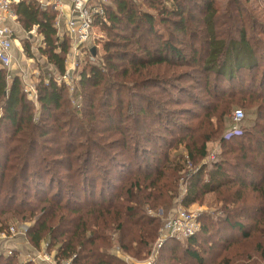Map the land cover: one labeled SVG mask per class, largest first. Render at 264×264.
I'll use <instances>...</instances> for the list:
<instances>
[{
	"label": "trees",
	"instance_id": "16d2710c",
	"mask_svg": "<svg viewBox=\"0 0 264 264\" xmlns=\"http://www.w3.org/2000/svg\"><path fill=\"white\" fill-rule=\"evenodd\" d=\"M111 1L104 5V15L95 21L105 35L101 38L105 55L100 63H92L83 70L80 78L73 77L67 66L73 42L67 32L64 35L68 39L59 36L57 12L42 9L37 0H20L15 4L19 23L28 32L36 28L42 37L39 51L46 57L48 68L38 76L35 85L36 102L43 115L41 121L35 119L36 105L26 92L23 80L0 66V234L26 222L29 242L37 251L46 249L54 253L58 264L70 258L73 264H130L114 254L117 246L127 256L147 259L156 250L164 225L159 216L148 211L171 206L170 193L177 192L176 174L181 168H169L170 150L184 145L188 157L196 161V152L201 157L207 155L205 142L211 140L206 136L198 148L191 130L185 133L180 129L182 136L175 137L168 126L166 130L177 140L164 139L166 150L159 153L162 158L158 162L143 157L146 148L136 169L121 168L120 188L110 178H104L106 182L103 180L102 185H111L115 194H108L104 188L98 191L94 184L87 182L90 166H84V152L87 160L95 151L109 152L107 144L102 142L115 132L120 136L113 141L129 153L105 154L107 162L119 156L128 162L138 157L139 152L129 146L131 140H137L123 131V118L115 116L116 103L123 109L124 98L130 99L131 92L138 93L124 83L141 87L136 96L146 102L141 113L164 115L160 112L165 110L164 97L156 95L155 98L146 92L168 82L153 74L154 67L171 65L172 58H185L173 34L186 31V0H146L150 7H155L156 14L144 11L143 3L136 4L134 0ZM203 1L201 6L195 5L204 14L207 56L201 64L207 71V83L213 80L209 79L210 75L217 81H233L237 74L259 70L260 61L264 60V45L253 43L244 27L234 28L235 32L224 36L216 22L219 12L216 0ZM157 2L159 6L153 4ZM31 47L25 44L24 52L34 59L36 55ZM83 49L88 55H95L91 47ZM65 75L71 83L63 79ZM260 83L264 86V75ZM70 87L76 92L70 94ZM79 95H82V106H73L72 96L77 99ZM248 98L250 103L260 102L261 113L257 119L261 123H256L250 142L246 140L249 145L243 140L245 133L224 140L227 143L237 140L232 146L236 155L229 163L234 165L217 162L211 169L201 167L191 178L182 200V205L189 208L204 195L215 193L227 214L201 222L200 231L185 239L184 244L177 238H168L156 250L151 264H264V96L252 92ZM128 104L125 109L134 112V107ZM205 115L210 117L212 113ZM156 121L160 123V119ZM139 124L148 142L156 147L157 138L151 127L144 122ZM44 139L52 143L47 152L41 145ZM64 171L69 175L65 176ZM257 175L261 178L257 179ZM59 176L54 190L50 178ZM65 180L69 182L65 184ZM235 185L238 190L234 194L223 191ZM249 188L256 196L253 202H249L243 190ZM0 264L38 263L23 262L16 249L11 255H5L0 248Z\"/></svg>",
	"mask_w": 264,
	"mask_h": 264
},
{
	"label": "rangeland",
	"instance_id": "374dc122",
	"mask_svg": "<svg viewBox=\"0 0 264 264\" xmlns=\"http://www.w3.org/2000/svg\"><path fill=\"white\" fill-rule=\"evenodd\" d=\"M110 2L112 1L108 0V4ZM134 2L136 4L143 3L141 8L144 11L156 14L155 7H150V3H148V1L134 0ZM216 2L219 11L216 22L224 36H229L234 28L238 29L239 27H244L248 31L249 37L253 43H261V45H264V0H216ZM203 3V0H186V6L188 8L186 15V31L183 33L174 31L173 34L176 46L183 52L185 58L183 60H175L172 58L171 65L164 64L154 67L153 74L158 75L157 77L160 78H166L168 82H162L163 84L160 83V86L148 89L146 92H148L151 96H155V98L156 95L159 96L158 98L164 97L163 101L165 102L163 106L165 110L160 109V112L164 115L148 116L141 113V107L146 106L145 101L136 97L141 87L134 84H128L126 82L124 84H127V86L131 89L135 88V92L138 93L131 92L132 97L130 99H128V97L124 98L125 105L123 109L117 105V103L114 106L116 107L114 109L115 116L119 119L120 116L123 118V131L127 133L129 137H134L137 140L136 142L131 140L129 146L132 150L135 149L137 153L139 152L137 157L138 159L136 158L134 161L128 162L124 160L123 156H119L115 161L107 162L108 158L105 154L113 155L115 152L124 154L129 153L128 149L124 150L122 145L117 146L115 143L116 141H113L119 138V132H115L116 134L110 135V138H104L102 143L107 144L109 152H105L104 154L102 153L103 151H95L93 155L89 156L88 160L85 156L87 152H84L85 155L83 157L84 166H90L89 179L87 182L89 181V183L94 184L98 191L104 188L108 194H115L116 190H111V185H102L104 178H110L111 183H114L117 188H120L122 184L121 181H118V178L122 174L120 173L121 168L127 170L126 167L130 166V168L136 169L138 166L136 164L139 162L138 160H140L141 163V156L146 148V154H143V157L146 156L147 158H151L158 162V160L162 158L159 153H163L166 150L164 139L168 140V142H174L177 140L171 136L170 131L174 132L173 135L176 137L179 135L182 136L180 129H182L185 133H187L186 130H191V134L195 135L196 142L199 143L198 148L202 147L205 137L210 136L211 140L205 142L207 155L205 157H201L199 152H196V161H192L188 157V152L184 148V145L170 150L171 165L169 168L171 166L181 168L176 174V176H178L176 187L177 192L170 193V196L173 197L170 199V204L172 203L171 206L168 204L165 207L150 209L148 211L152 215L159 216L163 223L172 213L178 211L179 208H186L182 205V200L188 191L191 178L201 167L207 166L211 169L214 168L217 162H225V166L234 165L229 163L232 162L234 156L236 155L232 152L235 146H232L237 143V140L230 141L228 143L224 140H231L234 136L243 135L245 133V138L243 140L250 142V138L254 135L253 132L257 127L256 123H261V121L257 120L261 115L258 110L260 102L254 101L250 103L248 96L252 94V92H256L258 95L261 94L264 96V86H261L260 83V80L264 75V60L261 59V67L259 70L252 73L248 72L244 74L242 72L237 74L236 79L233 81L222 79L217 81L213 75H210L209 79L213 80L207 83V71L202 68L201 64V61L207 56V35L204 30V14L202 13V10L197 7V5L201 6ZM153 4L158 5L159 3L157 2ZM170 29L173 31V28ZM24 30L25 29L22 26V33L19 37L23 50L25 44H30L32 46L31 50L35 53L36 57L31 59L28 55L25 56V54H19L16 56V61L10 68H8V72L11 76L18 75L23 80L25 90L31 88L30 85L36 90L35 85L38 81V76L44 74L45 69H47L48 66L46 65V57L42 56L39 51V46L42 43L41 35L38 33L36 28H34L31 32ZM144 32L145 31L142 33ZM128 34H130V31H128ZM59 36L62 39H68L64 33H59ZM98 36L99 37L95 42H91L89 45H86L88 48L91 47L96 49L97 54L94 56L88 55L87 51L84 49H82L85 51L84 54L75 56V54H73V50L70 49L67 56V66L73 77L80 78L82 71L87 70L90 64L100 63L102 60V57L105 55L104 41L101 39L105 36L104 32H101ZM151 40L153 41V37ZM195 53H198L197 56H195ZM262 54L264 56V51ZM32 72L33 76L30 75ZM24 76L28 78H25ZM66 82L71 83V79L68 78ZM207 86H209V89ZM69 92L72 94L76 92V90L73 87H70ZM77 92L80 93V89H77ZM117 94L118 93H116V95ZM125 94L126 91L124 90L123 95ZM29 97L33 98L36 105L35 119L36 121H41L43 115L41 114L39 103L36 102L35 96H32L30 93ZM82 102V95H79V98L77 99L72 96L73 106H82ZM128 103L131 104V107H134V112L130 113L129 108L125 109ZM216 105H218L217 108L215 107ZM238 109H241L244 112V118L241 121H236L235 119V111ZM119 113H121V115ZM139 113H141V115H139ZM206 113H212V115L207 117L205 115ZM163 116H167L169 119L166 120L165 118H161ZM157 119H160V123L156 121ZM139 122H144L151 127L152 134L157 138L156 147L148 142L145 131L139 127ZM168 126L170 131L166 130ZM165 136H168V138ZM50 137L53 138V136ZM247 141L246 146L249 145V142ZM41 145L45 148V152H47V149L50 145H52V143H50V141H45L44 139ZM136 148L140 151H137ZM78 166L80 165H77V167ZM64 174L65 176L69 175L66 171H64ZM230 175L233 177L234 173H230ZM62 177L63 176H61V178ZM99 177H102L103 179H100ZM256 178L260 179L261 177L257 175ZM50 181L53 182L52 186L55 190L58 186V182L60 181V176L57 179L56 177H51ZM104 181L106 182V180ZM68 182L69 180H65V184ZM235 189L238 190L236 185L230 186L227 189L225 188L223 191L228 190L227 194L231 195L235 193ZM243 190L246 191L247 196L249 197V202H253L254 199H256V196L251 188ZM99 197L100 194L98 192L97 198ZM217 200L218 199L215 193H209L204 195L189 208L196 212L199 220L204 224L213 218L216 219L221 215L227 214V211H225L224 208H221V203L219 202L220 200ZM11 223L15 224L13 221H11ZM24 224L29 227L26 222H24ZM185 241V239L181 240L183 244ZM26 243L27 242H19L17 247L22 249L23 252ZM27 246L28 250L26 251H28V253H23L26 255H23L20 252L21 259H25L24 262L34 258V251H36L31 243ZM158 249L159 246L156 243V250ZM156 250H152L149 257L145 260L132 258L137 262L153 261L156 257Z\"/></svg>",
	"mask_w": 264,
	"mask_h": 264
},
{
	"label": "built area",
	"instance_id": "2783aa9c",
	"mask_svg": "<svg viewBox=\"0 0 264 264\" xmlns=\"http://www.w3.org/2000/svg\"><path fill=\"white\" fill-rule=\"evenodd\" d=\"M17 0H0V66L10 68L14 62V47H15V29L14 25L18 21V16L15 10ZM66 2L69 4L67 9L69 16L67 18V33L73 40V54L79 56L83 52V47L95 42L98 35L102 32L99 25L95 24L98 17L104 15V5L108 0H46L44 7H50L53 10L64 12ZM68 75L63 77L67 80ZM31 88L26 89L28 93L36 98V90ZM244 118V112L241 109L235 111L236 121H241ZM201 229V221L196 212L190 208H179L178 211L172 213L166 219L160 230V238L157 242L158 246L168 238H177L179 240L187 239ZM28 226L22 224L20 226H11L7 233H1L0 239L11 241L18 236H26ZM15 248H5V255H11ZM45 261L51 260L50 255L42 253L37 256ZM55 259V258H54ZM36 261V257L31 259ZM24 262V261H23ZM152 261L149 262L151 264ZM61 264H73L71 258L62 261Z\"/></svg>",
	"mask_w": 264,
	"mask_h": 264
},
{
	"label": "crops",
	"instance_id": "0c3cea01",
	"mask_svg": "<svg viewBox=\"0 0 264 264\" xmlns=\"http://www.w3.org/2000/svg\"><path fill=\"white\" fill-rule=\"evenodd\" d=\"M45 1L46 0H37V3L40 5V7L42 9L50 8V7H44L43 6V4H44ZM18 2H20V0H17L16 3H18ZM68 5L69 4L66 2L65 7L63 9L64 10L63 13L59 12L58 10H54V11L57 12L56 24H57L59 33H65V32H67V18L69 16V11L67 9ZM14 29H15V39H16V41H15V47H14L13 53H14V56H15V59H14V62H15L16 61V56H18L19 54H23L24 55L25 52L23 50V46L21 45L20 39H19L20 34L22 33L21 32L22 26L19 23V21H17V23L14 25ZM25 56H26V54H25ZM30 75L33 76V72ZM24 77L25 78H28L26 76H24ZM19 242H27L26 245H25V247H24L23 252H22V249H19L17 247V245H18ZM27 245H30V243L28 242L27 237H24V236H18L17 238H15L14 240H11V241H7V240L0 239V248H3V250L5 248H15L16 250H18L22 254L25 253V252L28 253V251H26V250H28V246ZM113 251H114V254H116L117 256L122 257L123 259H125L126 261H128L130 264H149V262H150V261H148V262L147 261H145V262L144 261L137 262L131 256L125 255L118 246L115 247ZM34 253H35L34 257H36V262L38 264H58L56 262V260L54 259V253H48L50 255V257H51V260H49V261H45V260L37 257L39 254L47 253V250L46 249L43 250V251H37L36 250V251H34ZM23 255H26V254H23ZM32 256H33V254H32ZM25 257H28V256H25ZM24 260L25 259H23V261Z\"/></svg>",
	"mask_w": 264,
	"mask_h": 264
},
{
	"label": "water",
	"instance_id": "95a60500",
	"mask_svg": "<svg viewBox=\"0 0 264 264\" xmlns=\"http://www.w3.org/2000/svg\"><path fill=\"white\" fill-rule=\"evenodd\" d=\"M92 52H93V54H96V49L92 48Z\"/></svg>",
	"mask_w": 264,
	"mask_h": 264
}]
</instances>
